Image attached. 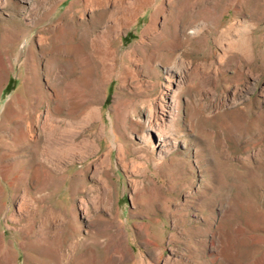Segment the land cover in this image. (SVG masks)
I'll list each match as a JSON object with an SVG mask.
<instances>
[{"label": "rangeland", "instance_id": "obj_1", "mask_svg": "<svg viewBox=\"0 0 264 264\" xmlns=\"http://www.w3.org/2000/svg\"><path fill=\"white\" fill-rule=\"evenodd\" d=\"M132 1L0 0V264H264V0H157L103 80L69 47Z\"/></svg>", "mask_w": 264, "mask_h": 264}, {"label": "bare ground", "instance_id": "obj_2", "mask_svg": "<svg viewBox=\"0 0 264 264\" xmlns=\"http://www.w3.org/2000/svg\"><path fill=\"white\" fill-rule=\"evenodd\" d=\"M95 3H100L99 0H94ZM83 3V2H82ZM93 3V2H92ZM157 3V0H133L131 3H126V4H121L119 6V12L112 17V25L110 26H106L105 31H103L101 36H97V37H92L94 30L92 27L90 26H83L82 28V33L80 34V41H79V45L77 46H70L69 50H74L75 52L77 50H84L85 54H87L88 56H90L89 58L92 59V61L94 62V65L99 69L100 71V77L103 80H108L109 76H112L113 70L115 69V64H116V59L118 54V47L116 46L115 40L113 39V34L115 33L116 29L123 27L125 25H128L130 23V21L132 19H134L135 16H137L139 14L140 11L148 8V7H152L155 6ZM101 4V3H100ZM99 4V5H100ZM162 6H158L157 9L153 12L152 14V18H151V22L149 23V25L144 29L143 34H149L151 31L154 30L155 25L157 23L156 21V15L158 13H160L162 10ZM185 9V8H184ZM87 10V9H86ZM85 11V10H84ZM105 11V9H104ZM103 11V12H104ZM188 12V11H187ZM184 15V14H183ZM68 16V15H67ZM102 16V15H101ZM105 16V14H104ZM191 16V15H190ZM109 17V16H108ZM111 17V16H110ZM75 23V22H74ZM94 24V23H92ZM96 26V25H95ZM194 32V31H193ZM69 33V32H68ZM189 33L191 34V30L189 31ZM162 34V33H161ZM175 34V33H174ZM162 36V35H161ZM165 36V35H163ZM67 37V36H65ZM170 37V36H169ZM174 37V35H173ZM163 38V37H162ZM43 39V38H42ZM182 39V38H181ZM45 40V39H44ZM159 40V39H158ZM180 40V39H179ZM162 41V40H161ZM182 41V40H180ZM183 42V41H182ZM188 43H191V37H189L187 39ZM69 43V42H68ZM72 43V42H71ZM160 43V42H159ZM44 44V43H43ZM163 44V42H162ZM155 45V44H154ZM158 46V45H157ZM66 47V46H65ZM172 47V46H170ZM31 48V47H30ZM174 48V45H173ZM62 49V48H61ZM42 50L44 53H48L49 51L47 50V47L42 45ZM68 50V51H69ZM153 50V49H152ZM37 51V50H35ZM56 51V50H55ZM32 54L33 57H36V53L34 52V50L32 49ZM62 54V53H61ZM146 55V54H145ZM172 55V48H169L166 52H163L160 50V48H157V51L154 55V57H151L148 60V62L150 64L153 63V61L156 59L158 60L161 64L163 65H167L170 57ZM73 56V55H72ZM51 57V56H50ZM58 57V55H57ZM60 57V56H59ZM83 57V56H82ZM81 57V58H82ZM55 58V57H54ZM61 58V57H60ZM64 58V56H63ZM68 59V57H67ZM78 59V58H77ZM146 59V58H145ZM172 59V58H171ZM143 60V59H142ZM36 61V59H35ZM34 61V64H36V62ZM68 61V60H67ZM77 61V60H76ZM80 61V60H79ZM54 62L56 61H51L50 65L47 67L46 69V77L48 79V81L53 80V76L54 74V70L53 67H55ZM72 62V61H71ZM57 63V62H56ZM68 63V62H67ZM74 63V62H73ZM26 64V63H25ZM59 64V62H58ZM75 65V64H74ZM153 65V64H152ZM36 67V65H34ZM142 66V65H141ZM32 68V73H34L33 76L28 77V81L24 82V85L22 86V88L20 87V91L17 94V97L23 101L22 107H20L17 112L16 115L19 117V119H22L25 117V108L24 106H26L30 100L31 94H32V90L30 88V84H32L31 82L36 81V83H40L39 82V75L40 73H38L39 71H36V68ZM94 67V66H93ZM60 68V67H59ZM129 68V67H128ZM64 70V69H63ZM68 70V69H67ZM58 72V70H57ZM177 71L173 70V69H168L167 73H174ZM61 74V73H58ZM172 76V75H171ZM56 77V76H55ZM63 77V76H62ZM62 79V78H61ZM25 80V79H24ZM57 80V79H56ZM64 81V80H63ZM109 81V80H108ZM57 82V81H56ZM60 82V81H59ZM54 83V82H53ZM106 83V82H105ZM56 84V83H55ZM58 84V83H57ZM62 85V84H60ZM153 85V84H152ZM62 87V86H61ZM56 88V87H55ZM63 88V87H62ZM33 89V88H32ZM60 89V88H59ZM58 89V90H59ZM61 91V90H60ZM41 93V92H40ZM59 93V91H58ZM62 93V92H60ZM38 96V94H37ZM60 97L63 98L62 94L59 95ZM16 97V96H15ZM35 97V96H34ZM40 97V96H39ZM43 98V96H42ZM57 98V97H56ZM36 99V98H35ZM33 103V102H32ZM17 104V103H16ZM20 104V103H19ZM24 104V105H23ZM33 106V105H32ZM19 107V106H18ZM31 108V107H29ZM50 108V107H49ZM32 109V108H31ZM30 112V110H29ZM165 112L168 113V111L166 110ZM27 116V115H26ZM56 123V122H55ZM56 126L59 127V125L56 123ZM61 126V125H60ZM154 130V129H152ZM162 135V134H161ZM163 137V136H162ZM166 138V137H165ZM60 142L58 140L52 139L51 141V147L55 146L56 144H59ZM62 143V142H61ZM39 144L36 145V153H35V158H39L40 155V150L38 147ZM60 145V144H59ZM162 146V145H161ZM77 193V192H76ZM252 215V214H251ZM250 215V216H251ZM42 219V218H41ZM71 221V220H70ZM63 232V231H62ZM75 237L74 233H68L67 235H62V234H58L56 236H50V235H46V233H42L41 236H39L38 241L43 243L44 245H47L49 247V249H53L59 256L58 258H63V259H69L71 258L72 254L75 252L76 249L79 248L80 246V242L77 240H73ZM33 238V237H32ZM90 246V245H89ZM65 247H68V251L65 252L63 251ZM38 251V250H37ZM50 253V252H49ZM78 253V252H77ZM56 254V255H57ZM52 255V254H51ZM53 256V255H52ZM119 256V255H118ZM57 257V256H56ZM75 257V256H73ZM36 259V258H35ZM73 259V258H72ZM61 261V260H60ZM62 262V261H61ZM57 263V262H56ZM68 263V262H67ZM84 264V263H83Z\"/></svg>", "mask_w": 264, "mask_h": 264}]
</instances>
